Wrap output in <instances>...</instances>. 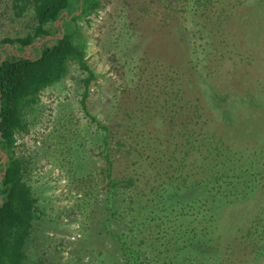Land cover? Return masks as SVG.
<instances>
[{"label": "rangeland", "instance_id": "1", "mask_svg": "<svg viewBox=\"0 0 264 264\" xmlns=\"http://www.w3.org/2000/svg\"><path fill=\"white\" fill-rule=\"evenodd\" d=\"M13 3L0 0V40L36 25ZM102 4L61 28L82 26L88 111L110 126L114 176L136 183L110 192L72 64L17 134L38 200L26 264H264V0Z\"/></svg>", "mask_w": 264, "mask_h": 264}, {"label": "trees", "instance_id": "2", "mask_svg": "<svg viewBox=\"0 0 264 264\" xmlns=\"http://www.w3.org/2000/svg\"><path fill=\"white\" fill-rule=\"evenodd\" d=\"M13 1L16 16L33 9L36 25L24 37L0 40V264H26V244L38 217V200L25 180L29 160L16 154L17 134L27 131L25 115L38 103L41 93L66 78L72 64L86 73L83 110L104 132L102 154L110 192L116 193L118 188H130L136 183L134 177L114 176L110 126L100 123L88 111L86 100L97 74L87 59L82 26L78 25L72 34L62 32L61 28L67 20L77 23L97 13L103 7L102 0H76L71 12H68L69 0ZM211 136L215 135L211 133L208 139ZM209 143L214 147L219 145ZM117 145L125 144L119 140Z\"/></svg>", "mask_w": 264, "mask_h": 264}]
</instances>
